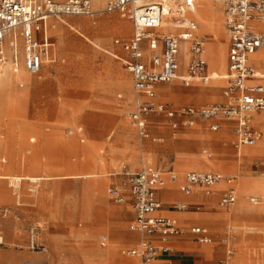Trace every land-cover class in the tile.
<instances>
[{
	"label": "rangeland",
	"instance_id": "rangeland-1",
	"mask_svg": "<svg viewBox=\"0 0 264 264\" xmlns=\"http://www.w3.org/2000/svg\"><path fill=\"white\" fill-rule=\"evenodd\" d=\"M211 2L220 7L226 44L222 1ZM48 24L55 62L47 61L39 74H30L19 39L18 71L0 67V237L4 240L0 264H138L122 253L141 239L129 230L133 217L126 212L130 208L113 204L107 195L109 175L123 164L135 169L151 164L165 171L173 167L179 175L234 168L227 174L239 179V195L244 199L239 203L257 207L248 197L259 195L253 189L243 190L242 181L264 179V156L240 160L230 133L213 134L207 122L175 132L164 115L155 114L149 117L150 137L139 136L130 119L138 95L123 61L126 53L121 42L114 44L116 37L130 35L129 20L108 13L52 18ZM11 39L9 35L4 43L8 53ZM210 69L209 74L215 71ZM259 71L264 73V65ZM219 82L212 78L193 80L190 85L179 79L165 82L160 85L159 99L175 109L214 104L222 101L226 85L224 79ZM261 129L264 133L263 124ZM260 206L264 207V201ZM4 208L11 209L12 215L3 218ZM236 208L232 213L234 207L216 204L204 212L237 217ZM15 215L21 220H15ZM235 217L214 230L212 245L194 249L221 251L220 256L209 257V263L228 259L222 242L226 229L232 227L238 234L236 254L253 264H264V233L258 229L264 228V215L248 216L262 220ZM32 221L45 226L47 254L27 248L26 228ZM219 223L207 221L212 226ZM242 240L249 249H243ZM231 257L234 264L236 256Z\"/></svg>",
	"mask_w": 264,
	"mask_h": 264
},
{
	"label": "built area",
	"instance_id": "built-area-1",
	"mask_svg": "<svg viewBox=\"0 0 264 264\" xmlns=\"http://www.w3.org/2000/svg\"><path fill=\"white\" fill-rule=\"evenodd\" d=\"M223 27L230 39L228 85L225 90L226 101L210 105L184 106L175 111L159 99L158 85L180 79L185 84L198 79L208 81L206 38L198 32L196 21L188 18L195 10L197 0H107L104 12H117L131 23V33L121 42L126 53L123 61L130 72L138 97L130 119L142 139L148 138L147 122L151 115L162 114L168 123L177 130L182 117L186 126H193L198 118L211 120L212 129H220L221 120H237L235 129L236 147L255 146L263 137L251 125V114L264 111V83L250 84L256 76L250 65V56L264 48V31L255 24L264 23V0H222ZM97 14L92 0H0V67L11 66L18 71V38L25 48V65L30 74H39L45 62L52 55V39L48 35V21L65 16H87ZM167 29V30H165ZM175 30V31H174ZM11 35L10 56L4 49L6 38ZM189 44V63L186 74H180V52L182 43ZM114 180L108 188L112 202L124 205L132 200L135 220L129 230L143 236H158L160 244L152 239H143L134 248L123 250L127 258L137 259L139 264H157L161 254L174 251L171 240L191 235L195 245H209L212 239L208 230L202 227L185 228L170 218L155 216L163 204L157 201L154 193L169 183L179 184L180 191L191 195L195 187H203L206 193L220 183L232 184L234 178L220 173L188 171L179 175L173 170L165 171L154 165H144L139 171L123 164L112 176ZM234 190L221 199V205L235 204ZM258 204L259 199L250 198ZM171 209L187 212L193 207L176 203ZM199 210V208H196ZM2 217L12 215V210H1ZM21 220L18 215L14 216ZM45 226L40 221L27 225V248L39 254H47L48 247L43 241ZM106 238L102 246H106ZM227 243V240H224ZM4 240L0 237V245ZM228 259L216 264H229ZM24 264H31L25 262ZM174 264V263H166Z\"/></svg>",
	"mask_w": 264,
	"mask_h": 264
},
{
	"label": "crops",
	"instance_id": "crops-1",
	"mask_svg": "<svg viewBox=\"0 0 264 264\" xmlns=\"http://www.w3.org/2000/svg\"><path fill=\"white\" fill-rule=\"evenodd\" d=\"M92 1H93L94 9L97 11V14L95 16H98V15H101V14H108V13H117V12H104L103 11V9L105 8V4H106L107 0H92ZM198 6H199V0H197L195 10L197 9ZM195 10L188 13V18L190 20H193V21L197 22V24H198V32L205 36L206 44L208 42L209 50L213 53V56H214L213 57V61L211 60V62H209L207 54L205 53V56H206V59H207V73L210 72L209 71V70H211L210 68H214L215 70L220 69L223 66L224 60L226 59V65H227L226 69H225L226 71H225V74L222 76L223 77L222 79H224L226 81V85L223 87L222 101L221 102H217V103H222V102L226 101L225 90H226L227 85H228V79L226 78V76L229 74L230 39H229V36L227 35V33L225 32V30H224V33L226 35V44H225V41H224L225 37H223L224 39H218L217 35L215 34V32L205 34L202 31L201 25H200L196 15H195ZM222 13L224 15L223 1H222ZM95 16H92V17H95ZM49 21H48V23H49ZM255 26H256V28L259 31H264V23L257 22L255 24ZM123 28H124V26L122 24L118 28L117 34H121L120 32H121V29H123ZM48 29H49V24H48ZM165 30H167V29H165ZM221 30H222V26H221ZM210 31H212V30H210ZM222 34H223V31H222ZM126 37H124L123 35L116 37L114 39V44H119L118 41H122ZM50 38L52 39V36H50ZM19 39L20 38H18V40ZM20 40L22 41V39H20ZM185 44H187V45H185ZM183 45H185L184 48H183ZM187 47H189V44L187 42L182 43L181 52H180V70H179L180 74H186L187 69H188L189 56L186 59V56L184 55L186 50H187V55L189 54V49ZM182 48H183V50H182ZM263 50H260L259 52L261 54V57H263L262 59L264 60V55H262V54H264ZM6 53H7L8 56H10V53H8V52H6ZM55 56L56 55L54 53V57ZM249 63L253 67L254 71L256 72V76H254L251 79H249L248 82L250 84H261V83H264V73H260V71H259L261 69L262 65H264L263 62L261 64H259V65H256L255 63H252L251 60H249ZM184 66H186V70L185 71H184ZM208 75L210 76L211 74L208 73ZM131 77H132V75H131ZM127 78H129V77L127 76ZM172 81H174V80H172ZM161 84L162 83H160L158 85V87H157L159 98L161 96V92H159ZM188 85H190V84H188ZM166 104L170 107V105L168 103H166ZM188 106H190V105H188ZM192 106H194V105H192ZM170 108L172 110L177 111V110L181 109L182 107H180L178 109H175V108H172V107H170ZM262 112H264V111L253 112L251 114V125L254 127V129L260 131L262 133V135H263L262 139L257 144H260L261 142L264 141V133H263V130L261 129V125L262 124L264 125V122H263L264 115H261ZM255 115H260V116L258 118H255ZM165 118H166V116H165ZM176 119L180 123V125H179L177 130L173 129V127L168 123L167 118H166L167 124L175 132H179V131H181L183 129H190V127H194L196 124H198L200 122H207L208 123L207 129L213 134H218L220 132H228V133H230L233 136V146L236 149L235 153H237V156H238V158H240V160L241 159L256 158V157H259V156H264V153H262V152L260 153V151H262L263 149H260L259 152H254V153L249 154V155L246 154L244 156V158L240 157V153H238V152L241 150V148L242 149L244 148L243 150L252 149L253 147L255 148L257 144L255 146H252V147H249V146H242L240 148L236 147L235 129H236V125H237V120H235V119L221 120L220 121V129L217 130V131L212 129L213 121H211V120H205V119L198 118L193 126H186V125H184L181 116L177 115ZM147 133H148V138H149L150 137V134H149V119H148V122H147ZM220 149H221V147H220ZM225 150H226V148H225ZM226 152H227V150H226ZM209 158H211V156H209ZM263 160H258V161L262 162ZM254 161H257V160H254ZM248 162H250V161H248ZM246 163L247 162H245V164ZM145 165H151V164H145ZM143 166L144 165H142L141 168ZM154 166H156V165H154ZM141 168H139V169L132 168V169L135 170V171H139ZM232 169H234V168H230V169H226V170L229 171V170H232ZM169 170H171V169H169ZM190 171L207 172V173H220V174H223V175H226V176L233 177L234 181L232 182V184L220 183L218 185L213 186L211 188V192L209 194L206 193L205 188H203V187H195L194 192L191 195H185L184 193H182L180 191L179 184L169 183L166 187H164L162 189H159V190H157L154 193L155 199L163 204V207L158 212H156L155 216L173 219V220H175L177 222V224L179 226L185 227V228H190V227H202V228H205V229L208 230L209 236L212 239V243H213V240H214L213 232H214V230L215 231L220 230L222 225H223V223L233 221L235 216L230 215V216L227 217L224 214H219V213H224V212H217V213H215V212H204V209H214L215 205L217 204L219 207L224 208V209H231V208L234 207V209L232 210V213H233V211L235 210V206L237 205L236 210H237L239 216L235 217L236 219L237 218H251V219H254V220H258V219H261V218H253V217H248V216L254 215V216H259L260 217V216L264 215V207L260 206V203H263L264 200H262V199H260L258 197H256V198L261 200L260 203H258L259 205L255 204V203H252L250 201V198H252V196L248 197L249 203L251 205L257 206V207H252V206H250L249 204H247L245 202L244 203H239L241 200H244V199L241 198V196L239 195L240 187H239V179H238L237 176L230 175V174H225V173H222L220 171H215V170H210V171L190 170ZM115 173H112V174L109 175L110 184L108 185V188L111 185L112 181L114 180V178H112V176ZM256 180H261L264 183V179L263 178L256 179ZM248 181H249L248 184L251 186V185L254 184L255 180H248ZM108 188H107V195H108ZM231 190H234L236 192V195H237L236 203L231 205V206H228V207L222 206L221 205V199L224 196H226L227 194H229V192ZM253 197H255V196H253ZM108 200L110 202H112L110 197H109V195H108ZM112 203L115 204L114 202H112ZM176 203L187 204V205L193 207V209H195V210H192V211L190 210V211H187V212H180V211L173 210V209H171L169 207L170 205L176 204ZM238 203H239V205H238ZM115 205H118V204H115ZM118 206H128L130 208V210H127L126 213H127V215L130 214V216L133 217V219L130 222V224H131L135 220V217H136L135 211H134V209L132 207V200H129V202L124 204V205H118ZM196 208H199V210H197ZM232 213H230V214H232ZM179 214L182 215L181 216L182 218H180L178 216ZM214 214H219V215L211 216V215H214ZM127 215L125 214L124 216H127ZM243 215H247V216H243ZM211 219H213L214 221H217V222H221V223H219L220 225L212 226V225L207 224V221L211 220ZM226 220H228V221H226ZM203 221H205V222H203ZM196 223H198V224H196ZM258 229H259L260 234L264 233V228L263 227H259ZM248 235H249V237L251 236V234H246V236H248ZM225 236L227 237L225 240H227L228 242L225 243L223 241L222 243H223V246L225 247V250H226V256H228L227 253H228V250L230 249L233 252L232 256H236V259H237L234 264H253V262L251 260L249 262V260L246 259V257H243V254H241V253H239V254L237 253L236 254L237 248H239L238 247L239 245L237 243L238 234L235 232L234 228L228 227L226 229ZM130 238L134 239L135 236H130ZM149 238L152 239L155 242L156 245L160 244L158 236L148 237V236L141 235V239L138 241L136 246L139 245L140 242L143 239H149ZM212 243L209 244V245H195L191 241V235H185V236H181V237H178V238H174V239L171 240V246L174 248V251L172 253L159 255L156 263L157 264H166V263H174V264H216V263H218V262H220L222 260H225V259H222V260H219V261H215V262L209 263L208 258L209 257L220 256L222 254L221 251L216 250L215 248H214V250L212 249L211 251L210 250H204V249H197V250L194 249V248L210 246V245H212ZM240 244H243V249H245V248L249 249V246H247L245 244V241L242 240ZM235 246H236V248H235ZM127 249H129V248H127ZM125 258L126 259H130V260H136L138 262L137 259L127 258V257H125ZM230 264H233V257L231 259ZM256 264H261V262L260 261L256 262Z\"/></svg>",
	"mask_w": 264,
	"mask_h": 264
},
{
	"label": "bare ground",
	"instance_id": "bare-ground-1",
	"mask_svg": "<svg viewBox=\"0 0 264 264\" xmlns=\"http://www.w3.org/2000/svg\"><path fill=\"white\" fill-rule=\"evenodd\" d=\"M211 1L212 0H199V6L195 10V15H196V17H197V19H198V21H199V23L201 25L202 31L205 34L215 32V34L217 35V38L218 39H224L223 38V34H222V30H221V13H220V7L216 6ZM218 1L220 2L221 0H218ZM210 30H212V31H210ZM185 45H187V44H185ZM185 45H183V48H184ZM183 48H182V50H183ZM263 49L264 48H262L260 50H263ZM260 50H258L256 53H254L250 57L251 62L252 63H255L256 65H259L262 62L264 64V60L262 59L263 57H261V54L259 52ZM54 53H52V55L50 57V60H52V62H55L56 61V59L54 60ZM206 54H207V57L209 59V62H211V60L213 61V57L214 56H213V53L209 50V44H208V42L206 44ZM184 55L186 56V59H187L188 56H189V54L187 55V50H186V52H185ZM262 55H264V54H262ZM226 66L227 65H226V59H225L224 60V63H223V66L220 69L211 72L210 78H212L214 80V82L220 83L219 81H221L222 78H223L222 77L223 74H220V73L223 72V71H225ZM19 73H20V71H19ZM195 80H196V82H199L200 81L198 79H195ZM208 84L209 83H207L206 85H208ZM259 116L260 115H255V118H258ZM263 122H264V120H263ZM243 149L241 148V150L238 152V153H240V157L241 158H244V156L246 154L249 155V154H252L254 152H259L260 149H263L262 151H260V153L261 152L264 153V141H263V143L257 144L255 148L253 147L252 149H246V150H243ZM170 169L172 170L173 168H170ZM201 171H205V170L204 169H201ZM219 171L222 172V173L227 174V173L232 172L233 169L231 171H227V170H219ZM10 180L11 181H14V179H10ZM31 181H39V180H35L34 179V180H31ZM242 188H243V190L253 189L255 191V194L256 195H259L258 198L264 200V183L261 180L254 181V184L251 185V186L246 181L243 180L242 181ZM256 197L257 196H255V198ZM260 201L261 200H259V203H260ZM231 259H232V257L230 256L229 257V264L231 262Z\"/></svg>",
	"mask_w": 264,
	"mask_h": 264
}]
</instances>
